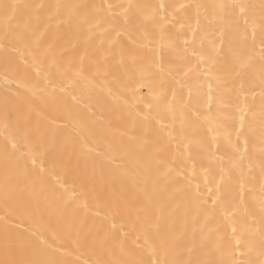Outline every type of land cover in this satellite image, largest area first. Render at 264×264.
I'll return each instance as SVG.
<instances>
[{"label":"bare ground","instance_id":"bare-ground-1","mask_svg":"<svg viewBox=\"0 0 264 264\" xmlns=\"http://www.w3.org/2000/svg\"><path fill=\"white\" fill-rule=\"evenodd\" d=\"M0 3L18 6L8 27L0 19V248L7 220L17 243L27 246L41 235L47 240L55 251L42 253L43 259L58 264L119 259L118 250L107 251L111 225H123L124 232L133 233L136 211L144 209L161 234L176 241L175 251L181 259L193 264L220 259L223 250L235 244L231 236L235 226L244 243L237 252L244 253L248 264L264 260L260 224L264 66L259 59L258 28L254 39L249 30L243 48L245 53L254 48L243 80H231L226 72L231 50L241 47L243 19L235 6L244 5L250 22L258 21L264 13V0ZM129 3L192 5L176 12L177 22L169 35L181 48L187 39L189 47L197 51L206 52L214 41L223 50L213 72L220 77V86L201 73L181 74L180 84L170 81L165 85L168 100L164 105H153L150 111L144 103L150 99L146 88L135 96L127 94L121 85L133 69L118 63V53L121 47H132L128 34L139 43L136 19L130 13L126 25L122 15L109 18L107 5ZM77 5L86 7H70ZM196 5L202 7L197 10ZM84 17L88 24L77 22ZM97 19L103 21L100 28L94 26ZM189 25L197 30L194 41ZM125 28L128 34L117 38L116 32ZM178 31L187 35H177ZM169 55L166 51L165 64ZM195 63L193 58L184 67ZM209 82L213 84L211 105ZM173 89L175 121L166 110ZM137 111L148 120L137 118ZM16 142L14 150L12 143ZM37 143L41 147L34 149ZM30 152L35 163L29 159ZM221 168L225 169L223 181ZM38 176L43 179L37 180ZM233 206H238L239 215L226 219L222 209L231 211ZM224 236L228 239H218Z\"/></svg>","mask_w":264,"mask_h":264},{"label":"snow or ice","instance_id":"snow-or-ice-1","mask_svg":"<svg viewBox=\"0 0 264 264\" xmlns=\"http://www.w3.org/2000/svg\"><path fill=\"white\" fill-rule=\"evenodd\" d=\"M16 4L12 3H0V19L3 24L8 27L14 20L16 15ZM39 7V6H37ZM60 6L58 5L57 8ZM72 8H80L86 6H70ZM193 7L192 5H165L164 3H158L155 5L145 4H132L127 5H107L109 18L115 15H122L125 20V24L129 22L130 13L135 16L136 24L135 29L139 35V43L136 40H132L130 34L127 33V28L123 31H117L116 36L119 38L121 35H129V43L132 45L131 48L121 47L118 55L120 65H128L133 69V73L128 75L123 81L121 87L127 94L135 96L138 90L147 89L150 99L144 101L146 109L149 111L153 108V105L161 106L168 100L167 90L165 85L170 81H175L177 84L181 83V74L183 77H188L190 73H201L207 77L208 81H214L217 87L220 86V77L213 74L216 65L217 57L222 53V49L218 48L213 41L211 47L205 51H197L195 48L189 47V41L185 39L183 41V47L181 48L177 41L169 35L170 28L177 22L175 19L176 12L178 10H186ZM199 10L200 5L195 6ZM221 8L225 7L223 5ZM241 13L243 19V30L241 34V47L231 50L230 66L226 69L227 77L231 80H243L249 65L253 60L254 48L247 53L243 51L244 46L247 43V36L249 30L253 39L255 38L257 28L261 34L259 42V59L264 66V13L261 14L259 20L252 19L251 22L248 15L245 12L244 5H236ZM122 9V12L115 13L114 9ZM99 15V11L97 12ZM78 23L88 24L87 17L82 19L78 18ZM103 21L100 19L96 20L95 27L100 28ZM199 25V20H197ZM181 28L185 26L180 25ZM192 31L193 41L196 36V29L188 26ZM115 31V29H112ZM177 35L186 36V32H177ZM103 43V41L101 42ZM115 41L110 42V45ZM168 52L169 59L167 64L164 63L163 57L165 52ZM147 53V55L145 54ZM159 55L160 59L157 60L156 56ZM195 58L196 63L190 67H184L191 59ZM203 66V68L201 67ZM138 74V77H137ZM78 77H82V72H77ZM159 87L162 89L160 92H155L154 89ZM213 84L208 83V101L211 105ZM261 95L264 96V77L261 81ZM243 85H241V90ZM64 91V89H61ZM71 95L73 101L77 100L75 95ZM123 100V97L120 98ZM127 104L126 100H123ZM130 108H135V105H129ZM166 110L172 114L173 121L176 119V92L173 89V97L171 101H168ZM137 118H142L144 121L148 120L147 115H142L141 112L135 113ZM198 119V117H195ZM181 127L183 128V120L181 121ZM241 127H243V117H241ZM240 133L237 130V136ZM246 144V142H245ZM41 145L39 143L33 145L34 149H39ZM18 148V142L12 143V149ZM7 152V145L5 146ZM237 152H240L239 147L236 148ZM244 151H247L245 146ZM264 153V148L261 149ZM29 159H33V155L29 153ZM33 163L35 160L33 159ZM159 166H163V162H159ZM235 167V164H233ZM43 169H41V173ZM225 169L221 168L220 181L224 180ZM167 175V174H165ZM42 176H38L37 180H42ZM8 178L5 177V185H7ZM241 190H243V183L240 184ZM7 196V191L5 192ZM217 200H213L212 204L217 205ZM86 207V205H85ZM131 212L132 210H128ZM225 218L235 219L239 215L238 206H233L231 211L227 210V207L222 209ZM145 212L144 209L136 211L135 219L133 221L134 231L133 233L124 232L123 225L118 228L116 224L111 225L112 232L106 237L111 240V246L107 248L109 253H114L117 250L120 253L119 259L111 261L97 260L94 264H193L191 260H184L180 258V254L175 251L176 241L169 238L166 235L161 234L157 225L151 222L150 216L145 212L142 216L141 213ZM109 220L113 218H108ZM260 224L262 230H264V201L261 202L260 207ZM136 225H139L138 230ZM215 231H219L216 229ZM35 236V233H33ZM243 235V233H240ZM134 236V238H132ZM231 236L235 238V244L229 245L222 252L221 258L214 261H204L201 264H248L243 259L244 253L237 252L238 249L244 247V243L238 236V230L235 226L231 229ZM220 240L228 239L227 236L219 237ZM130 240V244H129ZM55 250L51 249L47 240L41 236H36L35 240L29 242L27 246L17 243L10 235L9 226L7 220H5V232L4 242L2 248H0V264H58L57 261L52 259H43L41 254H50ZM175 253V255H173ZM261 255L264 256V250ZM264 264V260L260 262Z\"/></svg>","mask_w":264,"mask_h":264}]
</instances>
